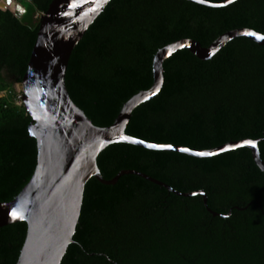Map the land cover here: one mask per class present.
<instances>
[{
	"label": "trees",
	"instance_id": "1",
	"mask_svg": "<svg viewBox=\"0 0 264 264\" xmlns=\"http://www.w3.org/2000/svg\"><path fill=\"white\" fill-rule=\"evenodd\" d=\"M219 2L223 0H207ZM52 0H33L22 17L0 8V202L31 179L37 142L31 117L14 103L39 29ZM237 28L264 33V0H237L212 8L188 0H111L74 48L66 86L96 126L112 125L123 105L154 82L153 60L183 38L209 46ZM127 134L146 141L206 150L230 141L260 139L264 161V46L239 37L203 61L179 50L164 62V84L132 113ZM107 180L91 178L79 223L61 264H264V172L247 147L211 158L153 151L127 143L98 156ZM247 209L236 210L234 207ZM27 224L0 228V264H16Z\"/></svg>",
	"mask_w": 264,
	"mask_h": 264
},
{
	"label": "water",
	"instance_id": "2",
	"mask_svg": "<svg viewBox=\"0 0 264 264\" xmlns=\"http://www.w3.org/2000/svg\"><path fill=\"white\" fill-rule=\"evenodd\" d=\"M110 1L52 0L47 12L39 15L37 39L28 69L20 83L24 107L31 117L29 134L37 142V164L31 179L19 194L8 202H0V228L17 222L27 224V235L16 264H61L68 247L74 243L73 237L81 215L85 186L91 178H96L104 185H115L123 175H138L179 196L201 195L207 210L214 217L231 216L233 209L227 214H219L210 209L204 190L179 192L143 172L123 170L114 178L105 179L97 159L99 154L112 144L127 143L153 151H172L196 158H211L247 147L251 150L256 165L264 172V161L259 149L260 139L230 141L212 149L199 150L150 142L126 132L135 108L161 91L164 84V62L169 57L185 49L199 59L207 61L230 41L239 37L248 38L264 46V33L254 29L230 30L220 35L209 46H202L195 39L183 38L161 48L153 60V85L131 97L110 126H96L76 105L65 81L69 60L76 45ZM188 1L212 8L232 4L228 3V0H203L202 3L198 0ZM0 8L10 10L19 18L26 12L21 3L17 5L12 0L10 3L9 0H0ZM197 153L209 155L201 156ZM234 209L244 210L247 207L236 206Z\"/></svg>",
	"mask_w": 264,
	"mask_h": 264
},
{
	"label": "built area",
	"instance_id": "3",
	"mask_svg": "<svg viewBox=\"0 0 264 264\" xmlns=\"http://www.w3.org/2000/svg\"><path fill=\"white\" fill-rule=\"evenodd\" d=\"M12 1H14L17 5L19 4V3H23V1H26V2H28V3H32L33 2V0H12ZM44 14V13H43ZM20 85V87H21V84H19ZM6 94H8V92L7 91H2V92H0V96H4V95H6ZM14 103L16 104V105H18V106H24V99H23V91H22V89L20 88V89H16V88H14Z\"/></svg>",
	"mask_w": 264,
	"mask_h": 264
},
{
	"label": "snow or ice",
	"instance_id": "4",
	"mask_svg": "<svg viewBox=\"0 0 264 264\" xmlns=\"http://www.w3.org/2000/svg\"><path fill=\"white\" fill-rule=\"evenodd\" d=\"M11 2V0H9V3ZM198 2H203V0H198ZM236 0H228V3H235ZM249 35H255V33H248ZM262 39H264V37H262ZM150 147H155L154 145H150ZM171 147V146H169ZM183 151H188V149H183ZM197 155H209V154H206V153H197ZM15 215V214H14Z\"/></svg>",
	"mask_w": 264,
	"mask_h": 264
},
{
	"label": "rangeland",
	"instance_id": "5",
	"mask_svg": "<svg viewBox=\"0 0 264 264\" xmlns=\"http://www.w3.org/2000/svg\"><path fill=\"white\" fill-rule=\"evenodd\" d=\"M4 4L7 5V6H10V4H7L6 2H4ZM28 5H29L28 2L23 1L22 6H23L24 8H26ZM3 6H4V5H3ZM14 88H16V89H20L21 87H20L19 84H15V85H14Z\"/></svg>",
	"mask_w": 264,
	"mask_h": 264
}]
</instances>
